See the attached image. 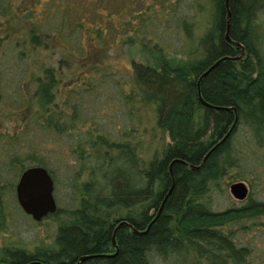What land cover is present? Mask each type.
Masks as SVG:
<instances>
[{"label": "rangeland", "instance_id": "374dc122", "mask_svg": "<svg viewBox=\"0 0 264 264\" xmlns=\"http://www.w3.org/2000/svg\"><path fill=\"white\" fill-rule=\"evenodd\" d=\"M119 1L103 0L101 6L105 8L97 10L102 13L111 11L112 25L106 24V20L102 19L98 26H81V29L85 30L82 34H77V29L67 23L61 9L56 18L46 14L49 16L47 20V16H44L46 20L44 30L47 35H58L59 40L68 42L75 41L76 38L77 40L79 38V41L55 43L52 36L48 39L44 37L45 49L37 48L24 54L25 56L19 53V47L13 42V38L20 35L18 23L25 21L29 16L25 11L32 2L28 0L9 2L10 12L14 14L9 28L13 29L7 27L6 32L0 31V247L8 246L7 252L11 253L0 252L1 264H30L32 261L28 260L27 256L31 251L58 256L61 248L58 241L60 229L68 224L67 219L70 215L78 218L81 213H86L90 222L95 220L102 222L101 219L93 217L94 209L91 208L93 203L88 201H93L94 197L109 200L113 194L110 181L115 186L122 187L124 179L112 170V175L108 176L104 186L98 182L86 183L84 179L87 174L84 170H91L90 172L96 175V171L103 166L104 157L110 153L112 159H106V163L111 167L120 165L125 173L132 175L130 161L133 160L141 168L152 155L175 140L172 141L169 132L159 124L158 113L154 114L147 106L136 102L140 95L150 93L151 90L143 84L137 71L130 68V62L143 64L144 59L137 47L124 46L119 40L124 36L146 38L150 40L148 44L159 47L165 55L183 60L188 46L194 45L196 35L201 30V24L198 26L195 24L198 15L193 13L192 9H187L189 0H160L162 4L164 3V8H169V12H164L165 17L160 19L158 17L156 22L149 18L150 11L146 10L149 0H121L125 5L130 3V10L123 8L122 13L120 10L123 5L121 6ZM60 2V5L64 3L63 8L67 0ZM47 3L41 2L40 6L44 7L45 4L47 7ZM87 3L99 7L101 2L88 0ZM111 5L115 12L110 9ZM52 8H55V5ZM182 14L186 20L193 21L189 29L191 43H185L183 33L177 27L176 19ZM257 23L260 24L262 35L257 37L254 45L261 56V68L264 72V9L256 14L255 24ZM117 24L121 26L116 27ZM5 25L6 22L0 19V27L4 28ZM104 26L110 39L106 43L91 40L90 37L95 39L100 36L99 29ZM241 47L243 49L242 44ZM65 48L76 52L80 59L68 54ZM237 55L236 53L235 56ZM38 62L54 71L56 84L52 90L53 104L56 112L61 110L60 116L53 113L46 122L36 119L34 99L29 96L34 93L32 80L34 74L30 77L32 71L30 69L37 66ZM177 74H181V71ZM89 77H92V82L86 85L83 80ZM77 81L80 82L79 89L74 93H66V90L71 89L72 84ZM23 85L28 87L24 88ZM20 102H24L26 107L20 108ZM203 105L205 108L201 129L184 142L207 144V148L197 163H190L182 157L176 158L177 162L184 163L186 169H195L202 162L203 156L214 150L218 144L226 142L227 149L225 148L226 153L223 157L230 166L224 170L220 167L214 176L206 180L202 192L193 194L192 197H195L196 201L206 203L208 209L218 212L241 204L247 205L249 198L264 202V144L256 145L251 142L248 132L237 121L234 106ZM158 110L160 112V107ZM98 136L108 142L123 145L125 148L119 149L124 151L117 153L118 147L108 149L105 144L103 150V145L101 148L98 146L100 148L98 152L85 149V142ZM38 161L43 166L35 164ZM170 163L171 160L167 164L168 184L155 198L157 201L154 203L155 213L162 208L165 195L172 184ZM21 165L41 166L51 180L54 208L37 220L25 213L15 200L14 184L21 171L19 170ZM82 166L85 169H82ZM154 171L156 170L153 168L147 169L150 174ZM234 182H241L244 186L243 197L236 198L230 192L229 184ZM141 183L136 182L133 187L136 188ZM121 187L117 189L120 190ZM145 194L149 193L143 192L142 195L139 193L134 196V200L146 196ZM146 202L142 205L141 211L144 210L143 206L147 205ZM106 209L107 211L103 212V219H116L119 222L116 224L122 223L128 228L133 226L131 219L121 215L122 210L114 208L111 204L106 205L104 210ZM152 209L151 203L148 204L147 212ZM175 215L178 218V214ZM238 216L236 222L229 225L236 234L235 237L247 247L243 264H264L262 258L264 215L260 212ZM212 221L207 228H223L226 224L218 215ZM188 223H191V220ZM97 229L100 228L94 230ZM180 238L181 241L177 248L175 247L176 251L187 242L186 236L182 233ZM162 249L154 243L141 246L138 253L139 264H160L163 258L175 264H184L174 258L175 253L172 255L171 249ZM216 260L217 263L211 264H228L226 258L221 255H217ZM60 261L58 257L51 262L59 264ZM207 262L210 263L211 259Z\"/></svg>", "mask_w": 264, "mask_h": 264}, {"label": "trees", "instance_id": "16d2710c", "mask_svg": "<svg viewBox=\"0 0 264 264\" xmlns=\"http://www.w3.org/2000/svg\"><path fill=\"white\" fill-rule=\"evenodd\" d=\"M11 1L14 0H3V3L0 0V19L6 22L4 28L0 27V31L6 32L7 27L13 29L9 28L14 15L10 12L9 2ZM28 1L32 2V5H29L25 11L29 16L25 21L18 23L20 35L13 38V42L19 47V53L22 56L40 47L45 49L44 37L48 39L52 36L55 43H76L79 41V38L78 40L76 38L75 41H63V39L59 40L58 35L45 33V21L49 17L46 14L51 18H56L60 9L64 12L67 23L77 29V34L85 32L81 26H98L102 19L106 20V24L112 25L110 22L111 11L104 13L97 11L102 7L105 8L101 6L103 0H100L99 7L88 4V0H67L63 8L64 3L59 4L62 0ZM44 1L49 3H47V7L45 4L44 7L40 6ZM119 2L121 6L123 5L121 13L123 8L127 11L130 10L129 2L127 5L121 0ZM53 5L55 8H52ZM163 5L164 3L162 4L160 0H149L146 5V10L150 11L149 18L156 22L158 17L159 19L164 18V12H169V8H164ZM110 9L113 11V6ZM187 9H192L193 13L198 15L195 24L198 26L200 23L201 30L196 35L194 45L188 46L185 52L186 57L183 60L165 55L159 47L148 44L150 40L146 38L124 36L119 40L124 46L137 47L144 59L143 64L130 62V68L137 71L143 84L151 90L150 93L140 95L136 102L147 106L152 113H158L159 124L169 132L172 141L175 139V142L173 141L152 155L147 164L141 168L133 160L130 161L129 167H131L132 175L125 173L120 165L111 167L109 163H106V159H112L109 156L112 155L110 153L104 157L103 166L99 168V171H96V175H93L91 170H84L87 174L84 179L86 183L98 182L104 186L113 170L117 176L124 179V186H115L110 181L113 194L110 193L109 200L94 197L93 201H88L93 203L91 207L94 209L93 217L101 219L102 222L99 220L90 222L87 220L86 213H81L78 218H73L70 215L67 221L68 224H73H66L60 229L58 241L61 248L58 256L46 252L31 251L27 256V259L32 261L30 264H54L51 262L52 259L57 260L58 257L61 259L59 264H74L75 259L84 254L91 255L75 264H139L140 247L151 243L161 249L163 247L171 249V254L175 253L174 258L184 264L217 263V255L226 258L228 264H243L242 260H244L247 247L235 237L236 234L232 232L229 224L236 222L239 218L238 215L244 213L253 215L262 212L264 215V202L249 198L247 205L241 204L218 212L208 209L206 203L196 201V198L192 197L193 194L202 192L206 186V180L214 176L220 167L224 170L230 166L223 157L226 153L224 152L226 142L218 144L214 150L209 151L195 169H186L185 164L177 162L176 158L182 157L190 163H197L206 150L207 144L184 142L201 129L205 108L203 104L222 107L234 106L237 121L246 129L251 142L256 145L264 144V72L261 68V56L255 46L257 37L262 35L260 24H255V17L260 10L264 9V0H227L226 4L224 0H189ZM226 10L229 13L227 36L243 45L242 53L239 58L234 60L219 61L197 81L198 76L219 57H232L236 53L238 54L237 48L223 39ZM44 16H47L46 20H44ZM176 23L178 30L183 33L185 43H191L189 29L193 25V21L186 20L182 14L176 19ZM120 26L117 24L116 27ZM99 33L100 36L95 39L90 37V39L95 40L96 43H106L110 39L106 26L99 29ZM65 50L67 49L65 48ZM67 53L76 58L80 56L73 51L67 50ZM30 70V77L34 74L32 77L34 93L29 96L34 99L36 119L46 122L53 113L60 116L61 110L56 112L53 104L52 90L56 84L53 69L44 67L38 62V65ZM180 71L181 74L178 75L177 73ZM91 78L84 79V83L91 84ZM23 87L27 88L28 85H23ZM79 87L80 82L77 81L72 84L71 89L66 90V93H74ZM19 104L20 108L26 107L24 102ZM158 107H160V112H158ZM223 113L226 114L224 111ZM220 123L221 121H219V125ZM104 144L108 149L118 147L117 153L124 151L119 148H125L123 145L108 142L99 136L85 142L84 146L87 150L92 149L98 152L102 145V150L105 148ZM170 160L173 178L162 208L156 213L144 232H137V229H143L155 214L156 204L154 203L157 202L155 198L159 191L168 184L167 164ZM35 164L43 166L40 161ZM26 165H21L19 170L24 169ZM148 168H153L156 171L150 174L147 172ZM154 179L156 180L154 181ZM139 181L142 183L136 188L133 187ZM118 187H121L120 190L117 189ZM143 192L149 194L134 200V196L136 197L139 193L142 195ZM145 201H147V205L151 203L153 206L149 213L146 210L147 205L143 206L144 210L141 211ZM109 204L122 210L121 215L132 220L134 230L122 223L114 228L118 222L116 219H111V221L108 218H102L103 212L107 211V209L104 210V207ZM176 213L178 218H176ZM217 215L221 221L226 222L223 228H207ZM78 219L80 221H77ZM189 220L191 223H188ZM218 223L221 225L220 221ZM95 228L100 229L94 230ZM180 233L186 236L187 242L182 245L179 251H176V246L181 241ZM6 247L8 246H1L0 252L6 253L9 249ZM7 253H11V251ZM43 254L46 255L43 256ZM262 258L264 261V254ZM64 259L66 260L64 261ZM209 259H211L210 263L207 262ZM168 260L163 258V262L160 264H175Z\"/></svg>", "mask_w": 264, "mask_h": 264}, {"label": "water", "instance_id": "95a60500", "mask_svg": "<svg viewBox=\"0 0 264 264\" xmlns=\"http://www.w3.org/2000/svg\"><path fill=\"white\" fill-rule=\"evenodd\" d=\"M227 0H224L226 4ZM228 18L229 13L226 10V18H225V27L223 32V39L233 46H236L240 49V53H242L241 45L231 40L227 36L228 30ZM238 58V56H221L216 59L205 71H203L197 78L198 79L207 73L214 65H216L219 61L222 60H234ZM197 84V83H196ZM202 157L201 161L203 160ZM196 167V166H194ZM169 171V167H168ZM229 190L233 196L236 198H241L245 194V188L241 184V182H234L229 184ZM14 196L19 207L27 214H29L33 219L37 220L48 211H51L54 208V202L51 196V180L46 170L38 165L27 166L22 169L17 177V180L14 184ZM157 213V212H156ZM154 216L145 224L144 228L141 230H137V232H144L150 221L155 217ZM119 223V222H118ZM115 225V227L118 225ZM114 227V228H115ZM130 229L134 230V228L130 227ZM111 243L113 244V239L111 235ZM91 254L80 255L76 258L75 263L78 261L89 257Z\"/></svg>", "mask_w": 264, "mask_h": 264}, {"label": "flooded vegetation", "instance_id": "af4514ba", "mask_svg": "<svg viewBox=\"0 0 264 264\" xmlns=\"http://www.w3.org/2000/svg\"><path fill=\"white\" fill-rule=\"evenodd\" d=\"M235 47H236V46H235ZM237 52H238V55H237V56H238V58H239V57H240V54H241L239 48H237Z\"/></svg>", "mask_w": 264, "mask_h": 264}]
</instances>
